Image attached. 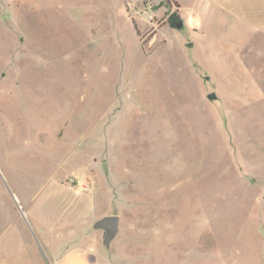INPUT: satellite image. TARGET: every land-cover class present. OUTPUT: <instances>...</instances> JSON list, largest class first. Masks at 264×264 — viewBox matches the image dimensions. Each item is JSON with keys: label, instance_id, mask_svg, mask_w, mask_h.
<instances>
[{"label": "rangeland", "instance_id": "obj_1", "mask_svg": "<svg viewBox=\"0 0 264 264\" xmlns=\"http://www.w3.org/2000/svg\"><path fill=\"white\" fill-rule=\"evenodd\" d=\"M175 2L0 0L7 264H264V10Z\"/></svg>", "mask_w": 264, "mask_h": 264}, {"label": "crops", "instance_id": "obj_2", "mask_svg": "<svg viewBox=\"0 0 264 264\" xmlns=\"http://www.w3.org/2000/svg\"><path fill=\"white\" fill-rule=\"evenodd\" d=\"M178 3V8L180 13H182L183 4L181 0H175ZM189 0V5L197 10L199 14L204 15L205 22L213 21V16L217 13L225 14L227 15L229 13V9L232 7H239L243 9H248L255 15H261V10H264V0ZM221 22H226L224 18H219ZM215 21V20H214ZM210 22V23H211ZM197 29V28H195ZM259 32H264V24L262 29ZM84 249L82 246H75ZM73 248V247H72ZM71 249V248H70ZM69 249V250H70ZM68 251V250H67ZM66 251V252H67ZM65 252V253H66ZM64 253V254H65ZM96 254L94 252H91L87 256V262L88 264H97ZM61 258L57 259L55 261V264H59ZM0 264H7V261H5L3 258L0 259Z\"/></svg>", "mask_w": 264, "mask_h": 264}, {"label": "water", "instance_id": "obj_3", "mask_svg": "<svg viewBox=\"0 0 264 264\" xmlns=\"http://www.w3.org/2000/svg\"><path fill=\"white\" fill-rule=\"evenodd\" d=\"M182 26H183L182 19L178 20V22L174 25V27L177 29L182 28ZM206 97L210 100H213L216 98V94L215 92L211 91L206 94ZM12 197L15 203L17 204V206L20 208V205L18 204L13 194ZM118 223H119L118 214H105L95 219L92 222V228L99 229L101 231L102 245L107 249L110 247V243L118 233Z\"/></svg>", "mask_w": 264, "mask_h": 264}, {"label": "clouds", "instance_id": "obj_4", "mask_svg": "<svg viewBox=\"0 0 264 264\" xmlns=\"http://www.w3.org/2000/svg\"><path fill=\"white\" fill-rule=\"evenodd\" d=\"M187 19L190 28L193 26H199L200 15L194 10H188ZM91 252H93V248L91 246L84 249L73 247L61 257L59 264H88L87 256Z\"/></svg>", "mask_w": 264, "mask_h": 264}, {"label": "trees", "instance_id": "obj_5", "mask_svg": "<svg viewBox=\"0 0 264 264\" xmlns=\"http://www.w3.org/2000/svg\"><path fill=\"white\" fill-rule=\"evenodd\" d=\"M175 5H176L177 7L179 6L177 2H175ZM180 19H181V17H180L179 14H178V9H176V10H175V11L169 16V18H168V22H169L170 25L174 26V25L178 22V20H180Z\"/></svg>", "mask_w": 264, "mask_h": 264}]
</instances>
